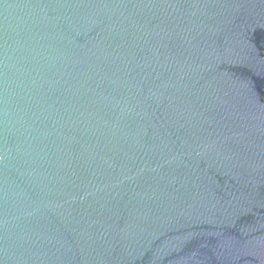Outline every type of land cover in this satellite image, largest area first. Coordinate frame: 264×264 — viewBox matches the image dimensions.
Wrapping results in <instances>:
<instances>
[{
    "label": "water",
    "instance_id": "obj_1",
    "mask_svg": "<svg viewBox=\"0 0 264 264\" xmlns=\"http://www.w3.org/2000/svg\"><path fill=\"white\" fill-rule=\"evenodd\" d=\"M0 264H264V0H0Z\"/></svg>",
    "mask_w": 264,
    "mask_h": 264
}]
</instances>
